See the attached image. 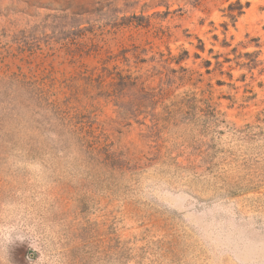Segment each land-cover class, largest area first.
Here are the masks:
<instances>
[{
  "label": "rangeland",
  "instance_id": "rangeland-1",
  "mask_svg": "<svg viewBox=\"0 0 264 264\" xmlns=\"http://www.w3.org/2000/svg\"><path fill=\"white\" fill-rule=\"evenodd\" d=\"M0 264H264V0H0Z\"/></svg>",
  "mask_w": 264,
  "mask_h": 264
}]
</instances>
